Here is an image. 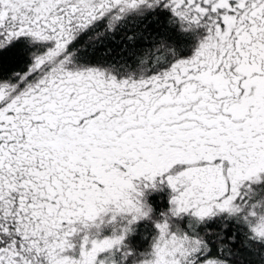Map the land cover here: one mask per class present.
<instances>
[{"label": "snow or ice", "instance_id": "6c2138e0", "mask_svg": "<svg viewBox=\"0 0 264 264\" xmlns=\"http://www.w3.org/2000/svg\"><path fill=\"white\" fill-rule=\"evenodd\" d=\"M0 264H264V0H0Z\"/></svg>", "mask_w": 264, "mask_h": 264}]
</instances>
